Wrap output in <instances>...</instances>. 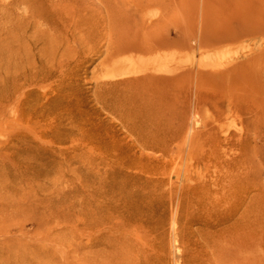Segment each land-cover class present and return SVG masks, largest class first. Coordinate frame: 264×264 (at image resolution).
<instances>
[{"label": "rangeland", "instance_id": "374dc122", "mask_svg": "<svg viewBox=\"0 0 264 264\" xmlns=\"http://www.w3.org/2000/svg\"><path fill=\"white\" fill-rule=\"evenodd\" d=\"M263 109L264 0H0V264H79L83 188L123 264H264ZM214 135L251 139L243 209L177 196L220 175Z\"/></svg>", "mask_w": 264, "mask_h": 264}, {"label": "bare ground", "instance_id": "6f19581e", "mask_svg": "<svg viewBox=\"0 0 264 264\" xmlns=\"http://www.w3.org/2000/svg\"><path fill=\"white\" fill-rule=\"evenodd\" d=\"M166 44L167 41H162L160 44ZM151 42L145 43L143 47L147 50L150 49ZM150 45V46H148ZM144 48V49H145ZM193 52H195V47L189 46ZM240 66L235 65L232 68L216 73L214 76H218L220 78L229 77L234 72H237ZM156 81L164 80L156 77ZM239 107V106H238ZM264 110V109H263ZM249 126L252 128L257 126L256 121L250 120ZM214 129L218 130L219 128ZM214 130L211 128L210 131L206 133L213 134ZM224 146H221L219 138L214 135L213 143L217 144L221 147L219 152H209L202 154L199 158V162L207 163L208 161L215 159L217 167H219L220 175L216 176L215 180H205L198 181L193 186H181L176 187L177 196L180 195L186 196L188 194L194 195H207V193L217 192L223 189L228 188L231 191H234L235 195H230L227 199L220 200L215 208L222 210H239L243 209L246 205V200L250 198L251 194L255 191V189H249L246 191V198L244 201L239 202L236 198L237 185H239L245 178L249 175L248 171L246 175L237 174L239 169L242 167V163L240 158H225L226 151L228 147L235 148H246L250 144V137H242V135H234L225 137L223 139ZM222 143V142H221ZM154 149V148H153ZM158 149V147L156 148ZM223 150V153H220V150ZM166 150V147L163 148V151ZM223 169H227V173H222ZM179 179V177H177ZM85 189H81L79 193L80 204H79V232H80V241H79V264H123L121 262L122 257H124L125 244L126 239L122 232V228L119 222L116 219V216L113 217V213H116V210L112 209V207H105L101 210L98 208L97 204L94 201L93 192H89L86 194ZM239 202V203H238ZM178 205H181L178 202ZM197 208L203 209V204L196 205ZM98 209L100 211H98ZM98 214H101L98 217ZM130 221L136 222L137 218L129 217ZM122 223V222H121ZM202 232V229L199 230ZM132 264V263H130Z\"/></svg>", "mask_w": 264, "mask_h": 264}]
</instances>
